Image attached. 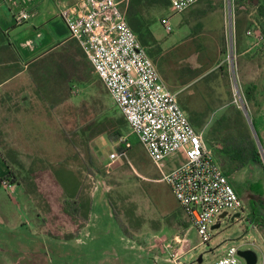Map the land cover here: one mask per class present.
Wrapping results in <instances>:
<instances>
[{"label": "rangeland", "instance_id": "374dc122", "mask_svg": "<svg viewBox=\"0 0 264 264\" xmlns=\"http://www.w3.org/2000/svg\"><path fill=\"white\" fill-rule=\"evenodd\" d=\"M42 1L48 0H34L25 6ZM234 8L245 14L248 27L256 22L264 36V0H238V4L234 0L232 12ZM151 15L155 18L156 36L171 37L156 25L160 17L172 16L169 9L156 10ZM185 22L182 13L171 17L173 29L187 27L186 41L180 48H195L219 34L211 25L209 28L202 23ZM260 47L255 46L244 57L256 56L263 65L264 44ZM66 48L55 55L64 53ZM238 48L227 29L219 65L227 69V83L235 89L233 74L237 78L240 72ZM83 56L64 55L51 78L40 81L43 84H26L34 70L31 68L8 86L20 93L19 101L25 104L12 111L13 117L5 118V125H0V145L11 150L3 152L9 167L4 179L12 185V189L0 186V264H212L228 248L244 242H255V247L242 250H251L259 257L264 254V237L247 216L259 209L264 212V119L260 121L252 109H239L237 121L246 126L258 162L247 161L231 171L230 163L224 160L227 180L242 208L220 218L219 227L212 230V239L201 243L162 180L161 170L181 164L184 156H170L166 167L157 166L127 125L119 128L120 138L112 136L123 116ZM210 61H204L203 55L197 60L193 57L192 70L197 71ZM210 80L207 77L192 88L193 98L212 89ZM178 99L186 100L187 96L180 94ZM226 112L214 116L213 124L208 126L210 137L217 128H228L224 126ZM207 145L213 148L212 144ZM122 147L128 150L121 154ZM68 199L81 204L90 200L89 212L85 214L83 209L79 215L70 214L64 208ZM236 214L239 215L234 217ZM175 236L183 238L185 244L173 261L180 245L172 241Z\"/></svg>", "mask_w": 264, "mask_h": 264}, {"label": "built area", "instance_id": "2783aa9c", "mask_svg": "<svg viewBox=\"0 0 264 264\" xmlns=\"http://www.w3.org/2000/svg\"><path fill=\"white\" fill-rule=\"evenodd\" d=\"M201 0H169L172 15L181 14ZM231 10L233 0H224ZM116 0H73L61 6L58 16L65 24L69 37L75 40L89 61L93 73L103 83L114 105L123 116L130 134L134 135L148 158L157 166L165 159L182 154L185 161L163 175L187 221L196 230L201 243L212 239V230L223 213L238 211L242 202L229 184L222 169L214 161L202 133L190 123L185 111L163 82L155 63L139 42L126 20V7ZM16 25L30 20V13L20 9L14 16ZM166 34L173 32L169 17L159 19ZM259 25L254 22L245 35L254 39L251 48L264 41ZM30 46L29 43H26ZM234 62L231 63L232 72ZM234 73V72H233ZM233 79L236 86V78ZM233 86V85H232ZM233 98L238 109V90ZM115 155L112 154L111 158ZM1 187L11 188L4 177ZM172 241L179 245L173 261L181 254L183 238ZM255 242L231 246L212 264H245L238 255L243 247ZM256 255L254 264H264V254Z\"/></svg>", "mask_w": 264, "mask_h": 264}, {"label": "crops", "instance_id": "0c3cea01", "mask_svg": "<svg viewBox=\"0 0 264 264\" xmlns=\"http://www.w3.org/2000/svg\"><path fill=\"white\" fill-rule=\"evenodd\" d=\"M33 1L0 0V125L2 126L5 125L7 116L13 117L12 111L19 110L25 104V102L19 101L20 93L12 87H8L14 79L25 75L29 69L34 68L33 73L26 78V84L31 83L32 86L36 84V81L40 83V81H46L49 76L51 78L52 72L64 55L69 58L84 57L78 43L69 37L65 24L58 16L61 6L70 5L73 0H48L29 7L25 6ZM127 2L128 0H125L126 4ZM244 2L245 0H243ZM20 9L30 13V20L22 25H16L14 16ZM194 12L196 14L192 16ZM182 14L185 16V23H202L209 28L211 25L212 29H215L219 34L210 36V41L199 44L195 48L186 49L180 48V46L186 41L187 27H179L178 30L173 29L170 34L171 37L160 39L156 36L155 24H153L151 27L153 36L162 50L159 61L163 58V72L155 65L166 87L175 93L177 98L180 94L187 96L186 100L191 103V112L196 119L195 124L201 128H196L190 115L184 111L195 130L202 133L206 146L208 147V143L213 145V148H208L212 151L214 161L221 164V166L218 165L227 177L224 170V160L227 159L229 163L231 161L228 160V157L223 156L221 143L224 140H230L232 136H237L236 130L232 127L239 126L240 123L235 121L234 113L239 109L234 103L232 84L228 86L226 92H222L218 83L219 76H215L216 69L222 62L220 57L224 32L228 29L229 34L230 32L233 34L236 46L240 49L238 54L240 72L236 78L238 102L244 104L247 109H252L260 121L264 119V68H262L264 63L261 65L256 56L244 57L252 50L251 46L254 43L253 38L245 35L249 28L246 21L247 17L235 8L232 12L224 0H201ZM171 17H169L170 22ZM159 19L156 25L159 24ZM238 25L242 26L239 27ZM239 28H243V30L238 32ZM164 34L166 33L164 32ZM26 43H29L30 46H27ZM263 44L264 41L258 47ZM63 47H67L66 51L55 55ZM206 51L207 54H205ZM202 55L204 61H211L208 65L205 64V66L197 68V71H193V57L197 60ZM211 56L213 59H210ZM210 74H213L209 82L212 89L209 91L207 88L209 91L207 94L210 97H207L204 91L193 98L195 93H193L192 88ZM195 101L200 102V104L194 105ZM220 112H226L223 118L225 120L224 126H228V128L216 130L210 137L208 126L213 124L214 116L217 117ZM218 151L221 153L219 154ZM3 152H11V150L0 145V183L6 170L9 169ZM165 162L163 163L164 167H166ZM232 167L233 165L230 164V168ZM170 170V168L162 169V177ZM2 212L3 203L0 202V222L3 221Z\"/></svg>", "mask_w": 264, "mask_h": 264}, {"label": "trees", "instance_id": "16d2710c", "mask_svg": "<svg viewBox=\"0 0 264 264\" xmlns=\"http://www.w3.org/2000/svg\"><path fill=\"white\" fill-rule=\"evenodd\" d=\"M168 6L169 0H128L126 7V20L129 27L136 34L139 42L146 49L149 57L153 60V62L158 66L159 70L162 72V59H160L159 61V55L161 54L162 50L158 45L157 41L155 40L151 30L152 25L155 23V18L151 15V13L155 12L156 10H165L168 8ZM216 70L217 71L215 73V76H219L218 83L221 87V91L226 92L228 86H230L227 83V69L222 65H219ZM212 75L213 74H210L208 78L212 77ZM222 81L224 83V86L222 84ZM222 87H224L225 89L223 90ZM179 102V105L182 107V109L190 115L191 121L194 123L195 127L201 128L199 125L195 124L196 119L193 115V112H191V103H188L187 100L178 99V103ZM238 111L239 110L234 113L236 119L235 121H237L238 117L240 116V111ZM123 124L126 125L125 120L122 117V119L118 120V125H116V129L112 133V136H115L116 138L121 137L119 128ZM221 128H217L216 130H220ZM232 128L236 130L237 136H232L230 140H224L222 142L223 144H221L223 145L222 153L224 154V156L228 157V160L231 161L230 164L233 165L230 170L235 171L242 167L247 161L258 162V153L255 149L252 140L250 139V136L248 135V133H246V126L240 124L239 126L237 125ZM127 150L128 148L122 147L119 152L122 154L125 153ZM8 175H11L10 170L8 172ZM90 206V200H87L86 203L81 204L76 199H68L64 204V208L74 216L79 215L83 209H85V214L88 213L90 210ZM112 216L117 220L120 228L125 232L124 225L115 216V213H113ZM247 216L250 223L254 227L259 228L264 237V212L259 209V211L257 212L252 211Z\"/></svg>", "mask_w": 264, "mask_h": 264}, {"label": "water", "instance_id": "95a60500", "mask_svg": "<svg viewBox=\"0 0 264 264\" xmlns=\"http://www.w3.org/2000/svg\"><path fill=\"white\" fill-rule=\"evenodd\" d=\"M239 214H236V215H234V217H237ZM227 215H226V213H223L221 216H220V218H224V217H226ZM233 217V218H234ZM219 226L218 225H216L215 227H214V229L215 228H218ZM238 255L239 256H241L243 259H244V261H245V264H254L255 263V261H256V255H255V253L253 252V251H251V250H245V251H239L238 252Z\"/></svg>", "mask_w": 264, "mask_h": 264}]
</instances>
